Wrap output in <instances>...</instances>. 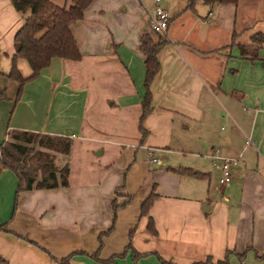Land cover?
Masks as SVG:
<instances>
[{
    "label": "crops",
    "instance_id": "crops-1",
    "mask_svg": "<svg viewBox=\"0 0 264 264\" xmlns=\"http://www.w3.org/2000/svg\"><path fill=\"white\" fill-rule=\"evenodd\" d=\"M183 1L161 6L165 42L141 133L138 45L143 33L157 36L141 17L125 15L127 0H93L69 25L80 58H51L16 99L17 83L5 75L21 18L0 0V142L15 129L111 154L91 177L71 181L68 174L65 187L16 196L15 176L0 170V264H191L224 256L228 264H264V42L254 58L238 51L256 32L264 39V31L235 42L233 27L243 20L237 2L191 10ZM15 66L22 77L30 74L24 59ZM215 149L235 159L225 185L214 184ZM150 192L154 235L139 214Z\"/></svg>",
    "mask_w": 264,
    "mask_h": 264
},
{
    "label": "trees",
    "instance_id": "trees-1",
    "mask_svg": "<svg viewBox=\"0 0 264 264\" xmlns=\"http://www.w3.org/2000/svg\"><path fill=\"white\" fill-rule=\"evenodd\" d=\"M93 0H69L68 5L58 6L49 0H9L12 7L22 18L21 25L13 35V53L10 57V69L6 78L17 83L15 99L20 93L22 85L35 78L39 71L46 67L51 58L78 60L80 53L70 32L69 25L81 20L85 8ZM196 0H186V9H193ZM238 0H201L207 6L236 4ZM154 41L147 33L139 39L138 50L143 56L144 93L140 99V116L138 129L143 133L140 121L149 110L148 86L158 71L157 51L164 44V38L155 33ZM264 42L260 32L252 34L248 44L238 45L239 54L254 58ZM22 58L30 68V74L22 77L15 66V60ZM4 97V90L0 88V100ZM71 139L63 136L48 135L40 132L9 130L6 139L0 142V170L7 169L16 178L15 196L21 190L51 189L65 187L68 184L69 168L67 162L59 165L57 155L69 153ZM178 173L195 178L204 176L203 173L189 168H168ZM156 198L153 192L143 200L139 207V214L146 218L145 228L154 235L155 229L149 215V209ZM116 207L115 203L112 208ZM126 249L130 245L125 246ZM144 254H136L141 256ZM264 253L261 254V256ZM66 259L61 262L66 263ZM163 263V262H162ZM191 264H228L227 257L214 262L209 258Z\"/></svg>",
    "mask_w": 264,
    "mask_h": 264
},
{
    "label": "rangeland",
    "instance_id": "rangeland-1",
    "mask_svg": "<svg viewBox=\"0 0 264 264\" xmlns=\"http://www.w3.org/2000/svg\"><path fill=\"white\" fill-rule=\"evenodd\" d=\"M128 3L124 5L126 7L125 15H137V17H141L144 21L145 27L151 32V35L156 36L154 32H152L148 27V22L146 23L147 15L145 10L151 11L153 9V1L152 0H127ZM172 3V5H177L178 2H182L183 0H160L157 2V5L161 7L165 2ZM186 0L183 1L185 3ZM69 4V0L66 5ZM195 7H204L202 5L201 0H196L194 3ZM162 8V7H161ZM122 7L120 8V10ZM142 11V12H141ZM142 14H141V13ZM237 19L240 20V23H236L233 27L235 32H238L237 35L234 36L235 42H248L249 36L256 31H264V0H238L237 1V9H236ZM146 16V17H145ZM172 15H169L171 17ZM21 18V17H20ZM22 22V18H21ZM244 28L241 32L240 29ZM223 34V33H222ZM221 34V35H222ZM8 92V93H7ZM13 92V89L7 88L6 93L10 96ZM79 142L77 140H72L69 153L67 155H57L56 162L61 165L64 162H67L69 167V180H83L87 177H91L95 175L92 171H96V169L104 164L107 160L111 158L110 151L104 152L103 154L97 155L95 151L92 149V144L89 145L88 150L81 148L79 146ZM202 183H205L203 181ZM218 180L216 179L214 184L217 186Z\"/></svg>",
    "mask_w": 264,
    "mask_h": 264
},
{
    "label": "built area",
    "instance_id": "built-area-1",
    "mask_svg": "<svg viewBox=\"0 0 264 264\" xmlns=\"http://www.w3.org/2000/svg\"><path fill=\"white\" fill-rule=\"evenodd\" d=\"M153 1V9L151 11L145 10V13L148 17V26L149 29L158 34H164V30L167 25L168 21V14L167 12L157 5L159 0H152ZM212 159H219L220 160V176L218 178L219 185H225L230 181V174H229V165L235 162V159L221 157L217 155V150L215 149L211 155ZM150 161L156 162L157 159L150 157Z\"/></svg>",
    "mask_w": 264,
    "mask_h": 264
}]
</instances>
